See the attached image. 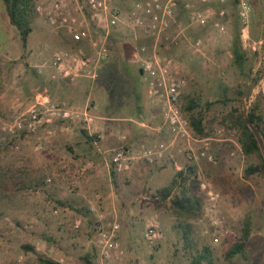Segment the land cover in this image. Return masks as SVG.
I'll use <instances>...</instances> for the list:
<instances>
[{
  "label": "crops",
  "instance_id": "crops-1",
  "mask_svg": "<svg viewBox=\"0 0 264 264\" xmlns=\"http://www.w3.org/2000/svg\"><path fill=\"white\" fill-rule=\"evenodd\" d=\"M126 1L115 0L125 12V7H128ZM225 6L230 5L227 3ZM180 7L181 4L175 6L174 18L161 37L160 53L167 58H189L198 51H191L184 41L176 37L179 34L185 37L187 43L189 41L180 26ZM0 15V134L7 137V142L12 141L7 147L5 140L0 139V172L5 175L0 182V198L7 201L11 196V200H16L13 208L28 213L31 218H39L38 213L46 206L51 211L57 209L55 204L66 199L75 205L71 209H89L94 203L95 194L102 197V201L96 204V214L93 213L95 219L98 216L105 218L110 214L107 212L109 209L118 210L122 218L134 214L131 212L132 207L139 214L144 213L145 203L151 197L147 196L146 191L152 194L153 202H158L155 193L161 188L151 178L164 176L168 171L174 175L177 166L185 164L189 152L197 150V146L185 144V141H172L162 126L160 97L149 94L136 59L123 51L119 53V62L115 66L110 48L107 60L87 71L94 72L93 76H84L74 82L60 77L51 79L52 69L49 66L45 68L42 50L46 44L56 42L57 35L52 34L41 18L34 19L27 35H32V39L29 42L25 40V46L21 48L20 39L15 38V42L13 38L20 34L11 25L2 0ZM58 37L59 49L66 48L68 39ZM170 51L175 52L169 56ZM177 68L181 71V68ZM114 69L124 76L127 83L123 94L118 96L115 86L108 79L104 81L105 76ZM40 96L55 103L80 108L89 103L95 105V109L90 111V130H85L78 123H66V129H58L52 135L47 132L51 128L49 126L36 135L22 134L19 139H13L1 131L22 107ZM54 126L58 128L60 124ZM91 132L98 134L100 146L104 149L128 147L136 150L141 146L160 145L166 149L165 157L149 166L142 161H135L127 173L115 174L109 157L95 151L89 139ZM13 142L18 144V149L12 147ZM180 144L185 146L180 147ZM226 157L230 169L214 172L217 179L214 187L222 193L221 210L233 216L241 205L247 206L252 200L254 203L257 192L251 184L243 183L242 180L240 182L236 174L232 173L237 169L236 158ZM47 178L51 179L50 184H46ZM123 188L129 189L123 191ZM137 190H140L138 196L133 198L132 194ZM259 195L264 196V191H259ZM64 209L67 211L68 208ZM262 216L264 214L260 218ZM126 229L128 231L129 228ZM256 237L258 242H263L261 234Z\"/></svg>",
  "mask_w": 264,
  "mask_h": 264
},
{
  "label": "rangeland",
  "instance_id": "rangeland-1",
  "mask_svg": "<svg viewBox=\"0 0 264 264\" xmlns=\"http://www.w3.org/2000/svg\"><path fill=\"white\" fill-rule=\"evenodd\" d=\"M130 1L135 0L126 1L128 7L125 9L127 11ZM248 1L251 6V14L248 29L244 32L242 39L245 40L243 42L246 45L247 58L244 71L250 70L249 79L241 76L231 64L230 40L233 34L238 35L242 32V26L237 20L236 2L234 0L228 2L229 7L224 6L226 10V15L222 20L225 26L224 33L217 32L211 26L205 28L191 26L181 5L179 14L182 21L180 26L183 35L186 34L189 41L187 43L185 37L178 34L179 32L176 37L178 40L184 41L191 51L194 50L193 43L196 39L201 38L203 43L201 48L189 58L170 56L175 51H170V57H168L173 60L177 67L181 68V75L187 79V87L182 97L183 107L184 102L188 99H196L198 105L196 112H201L208 127L213 126V129L223 128L224 130L222 135L214 136L212 129L208 137L207 143L211 153L216 158V164H209L203 159L194 160L193 158L186 159L185 162V164L196 168V181L205 180L220 194L218 214L222 219L220 234L223 244L214 245L211 241L212 228L209 217L205 215L203 210L204 198L197 189V183L194 185L193 191L202 200V213L196 220H191L194 248L192 252L185 248L180 234L174 230L175 219L167 204L153 202L151 200L152 194L146 191L147 196L151 197L145 203L146 210L144 213L139 214L136 208L132 207L131 212L134 214L132 213L129 218H124V216L122 218L118 215V210L109 209L107 211L110 214L105 217L106 221L115 220L120 225L117 242L124 251V255L122 258L112 257L102 264H189L191 254H195V250H201V248H207L210 251L212 264H264V225H262V223L264 224V217L260 218L264 214V196L259 195V191L261 193L264 191V176L252 175L248 179L243 176L247 165H258L260 157L257 155L245 157L237 141L238 132L231 129L230 124L223 120L224 116L234 108L247 112L254 105H257L258 111L264 115V0ZM213 7L219 9V6ZM34 15V19H39L35 13ZM52 34L55 35L53 32ZM113 34L116 38L111 43V49L112 45L118 47L121 44L119 49L126 51L131 56L134 55L137 46H150L152 44L150 38L141 35L134 36L123 29H119ZM13 38L15 42V38L20 39L22 48L25 40L29 42L32 35L26 38L16 35ZM55 38L57 43L53 41L52 44H46L42 50L46 69L50 58L59 49L60 38L58 36ZM242 86L246 87L245 93L247 94L245 97L242 96L241 102L238 103L233 100L234 92ZM226 97L232 101H226ZM33 102L34 98L17 113L26 111ZM0 139L5 140L7 147L12 144V141L7 142V137L2 134H0ZM189 145L197 146V150H194L196 153L203 143L190 142ZM179 146L184 147L185 145L180 144ZM227 155L230 158H236L237 169L232 173L236 174L239 181L242 180L243 183L251 184L257 192L254 203L252 200L247 206L241 205L239 211L233 216L231 213H224L221 210L222 193L214 187L217 181L214 172L218 169H230L228 161H226ZM260 156L264 159V149L260 148ZM143 166L145 167L146 164ZM172 177V172L168 171L164 176H153L151 181L154 180V183L162 188ZM128 189L123 188V191ZM139 191L137 190L132 194L133 198L138 196ZM144 193L145 190H143ZM10 198L11 196L7 201L0 198V264H38L37 256L49 258L58 263L62 260V264H84L83 258L85 256L91 257L95 264L102 262L93 243L96 219L88 208L86 209L92 214V219L77 213L75 208L64 207L59 203L55 204L57 209L51 211L49 206H46L38 213L40 214L39 218H31L28 213L27 217L26 213L13 208L16 200ZM60 203L66 204V206H75L68 199L63 202L60 201ZM64 208H68L67 211ZM246 220L249 223L250 233L244 251L227 260L225 254L233 244L240 240ZM76 222L80 224L77 229L74 228ZM146 222L155 224L160 228L162 231L161 239L153 243L144 241L143 231ZM126 228H129L128 231ZM259 234L262 235L263 242L257 241L256 236Z\"/></svg>",
  "mask_w": 264,
  "mask_h": 264
},
{
  "label": "built area",
  "instance_id": "built-area-1",
  "mask_svg": "<svg viewBox=\"0 0 264 264\" xmlns=\"http://www.w3.org/2000/svg\"><path fill=\"white\" fill-rule=\"evenodd\" d=\"M229 1L135 0L130 1L129 10L125 12L115 0H32V9L54 34L68 39V46L56 50L50 58L48 66L52 69L51 79L60 77L74 82L84 76H93L94 72L87 73V71L107 60L110 39L119 29L134 36L150 38L152 44L137 46L132 57L139 64L149 94L160 97L162 126L166 128L172 141L203 143L196 153L189 152V159H203L209 164H216V158L207 143L209 138H197L184 115L182 97L187 87V79L181 75L172 59L161 55L160 48L161 37L174 18V8L177 4H181L184 8L190 25L200 28L211 26L217 32L224 33L225 26L222 22L226 15L224 6ZM213 6H219V9H214ZM250 14L249 1L236 0V16L242 26L240 32L242 42H245L242 37L248 29ZM202 43L201 38L196 39L193 48L198 50ZM92 109H95L92 103L80 108L70 104L55 103L40 96L26 111L16 114L10 123L1 128V131L16 139L22 134L36 135L41 129L46 130L49 126L51 128L47 132L52 135L58 129H66V123H78L89 131ZM55 124L60 126L56 128ZM223 133V128H214L212 131L214 136ZM90 137L95 151L109 157L111 169L118 175L127 173L135 161L154 165L165 157L166 149L160 145L141 146L136 150L128 147L104 149L100 146L98 134L91 132ZM12 147L18 149V144L13 143ZM181 167L177 166V171L181 170ZM45 182L50 184L51 179L47 178ZM197 189L204 198L203 210L209 217L212 228L211 241L214 245H221L223 244L220 234L222 219L218 214L220 194L205 180L198 181ZM101 201V195L95 194L94 203L90 205L89 210L96 214V204ZM79 226V222L74 224L75 229ZM119 230L120 225L115 220L106 221L100 216L96 218L93 243L102 261L101 264L112 257H123L124 251L117 242ZM161 238L160 228L146 222L143 231L144 241L153 243ZM59 263L62 264L63 261L60 260Z\"/></svg>",
  "mask_w": 264,
  "mask_h": 264
},
{
  "label": "trees",
  "instance_id": "trees-1",
  "mask_svg": "<svg viewBox=\"0 0 264 264\" xmlns=\"http://www.w3.org/2000/svg\"><path fill=\"white\" fill-rule=\"evenodd\" d=\"M2 1L5 4L11 25H13L18 30L21 38H26L31 31V23L35 17L32 9V0ZM234 1L236 2V0ZM115 38L116 36L113 34L110 39L109 48H111V43H113ZM120 45H118V47L116 45H112L111 49V52L114 55L115 66L117 62H119V53L123 52L121 49H119L121 47ZM24 46L25 43H23V47ZM245 47L246 45L240 38V33L238 35L233 34L230 48L232 54L231 64L239 71L241 76L249 79L250 70H248V72L244 71L247 63ZM105 79H108V81H110V83L115 86V94L117 96L123 94L125 87H127V83L124 76L119 73L117 69H114V71L108 74V76L106 75L104 81H106ZM245 91L246 87L244 86L237 88L234 92L233 100L240 103ZM225 100L228 102L232 101L229 97H226ZM196 108H198L196 99H188L184 102L183 112L189 122L192 133L199 139H206L210 136L213 126L211 128L208 127V125L205 123L203 115L201 112H196ZM246 115L249 121L258 131L264 143V115L258 111L257 105H254L252 108L248 109ZM223 120L224 122L230 124L231 129H234L238 132L237 141L243 155L245 157H249L250 155H257L260 157V163L258 165H247L243 174L244 178L248 179L252 175L264 176V159L260 156V148L255 135L245 123L243 111L239 110L238 108H234L224 116ZM89 139L92 141L91 137ZM4 177L5 175L0 172V182H2ZM196 179V168L188 164H183L181 170L174 173L172 180L167 186L156 190L158 202L167 204L175 219L174 230L180 234L185 248L187 250H191V252L194 250L192 245L193 229L191 220H196L202 213V200L196 196L193 191L194 185L196 183L198 184ZM58 203L64 207H71L66 206V204H61L60 202ZM75 211L92 219V214L86 208L75 209ZM249 233V223L246 220L240 240L233 244L225 254V258L227 260L232 259L234 255L244 251L246 243L249 239ZM30 249L33 251L32 248ZM195 251V254H191L190 252L191 261L189 264H212L210 251L207 248H201V250ZM37 260L38 264H59L55 260L44 258L42 256H37ZM83 261L84 264H95L89 256H85Z\"/></svg>",
  "mask_w": 264,
  "mask_h": 264
},
{
  "label": "water",
  "instance_id": "water-1",
  "mask_svg": "<svg viewBox=\"0 0 264 264\" xmlns=\"http://www.w3.org/2000/svg\"><path fill=\"white\" fill-rule=\"evenodd\" d=\"M263 71H264V66H263ZM246 94H247V93H245V94L243 95V97H245ZM243 117H244V120H245L246 125L250 128V130H251V131L253 132V134L255 135L256 140H257L258 145H259V148L264 149V143H263V141H262V139H261V137H260L258 131L255 129V127L253 126V124L249 121V119H248V117H247V115H246V111H245V110H243Z\"/></svg>",
  "mask_w": 264,
  "mask_h": 264
}]
</instances>
